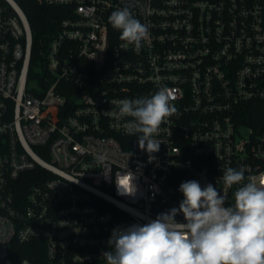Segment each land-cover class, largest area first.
<instances>
[{
  "label": "built area",
  "instance_id": "built-area-1",
  "mask_svg": "<svg viewBox=\"0 0 264 264\" xmlns=\"http://www.w3.org/2000/svg\"><path fill=\"white\" fill-rule=\"evenodd\" d=\"M32 1L55 8L35 68L27 12L0 0V264H106L112 230L178 208L182 182L231 206L226 168L264 177V0ZM121 8L149 29L138 52L109 23ZM160 87L177 112L150 159L117 102Z\"/></svg>",
  "mask_w": 264,
  "mask_h": 264
},
{
  "label": "clouds",
  "instance_id": "clouds-1",
  "mask_svg": "<svg viewBox=\"0 0 264 264\" xmlns=\"http://www.w3.org/2000/svg\"><path fill=\"white\" fill-rule=\"evenodd\" d=\"M120 31L122 48L138 52L149 35L147 25L128 8L109 16ZM120 118H130L126 132L137 135L141 150L159 151L156 138L162 123L177 112L167 87L153 95L117 102ZM135 174L130 170L116 177L117 190L133 196ZM226 188L237 186L234 202L226 206V195L213 184L202 187L196 180L179 185L183 199L178 208L160 213L144 224L114 228L104 252L106 264H264V177H245L244 171L228 167L223 171ZM183 215V222L176 219Z\"/></svg>",
  "mask_w": 264,
  "mask_h": 264
},
{
  "label": "trees",
  "instance_id": "trees-1",
  "mask_svg": "<svg viewBox=\"0 0 264 264\" xmlns=\"http://www.w3.org/2000/svg\"><path fill=\"white\" fill-rule=\"evenodd\" d=\"M31 22L34 43L32 66H40L43 59L42 48L46 46L47 38L53 27L55 8L39 6L32 0H20ZM190 180V179H188Z\"/></svg>",
  "mask_w": 264,
  "mask_h": 264
}]
</instances>
